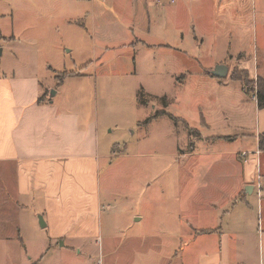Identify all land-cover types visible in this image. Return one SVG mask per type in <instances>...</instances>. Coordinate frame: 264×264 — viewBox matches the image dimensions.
I'll list each match as a JSON object with an SVG mask.
<instances>
[{"label": "crops", "instance_id": "0c3cea01", "mask_svg": "<svg viewBox=\"0 0 264 264\" xmlns=\"http://www.w3.org/2000/svg\"><path fill=\"white\" fill-rule=\"evenodd\" d=\"M35 1L39 30L55 20L65 29L76 23L92 38L93 48L108 41L116 26L121 41L136 49L162 46L183 54L198 49L200 67L189 79L200 83L201 128L188 152L192 177L219 188L205 192V183L198 182L191 204L197 208L177 228L145 224L144 214L110 213L119 207L111 195L103 199L101 178L112 171L113 154L102 152L97 111L92 114L80 96L87 93L91 67L94 89L98 80L108 87L128 82L127 67L123 76L107 69L99 75L106 61L98 55L84 70H66L64 61L8 67L2 50L0 264H264V251L257 252L254 241L261 230L251 214L257 200L264 221V107L236 77L242 71L253 81L264 78V0H119L113 5L119 18L113 17L114 23L98 0ZM156 31L166 40L159 42ZM3 37L0 25V43ZM224 64L227 75L215 76L213 69ZM63 72L73 75L58 83ZM157 101L150 118L176 117L166 109L168 95ZM204 145L210 150L203 151ZM204 158L210 160L205 174ZM205 194L209 198L200 205ZM188 207L181 211L189 213ZM106 218L113 219L111 227H104Z\"/></svg>", "mask_w": 264, "mask_h": 264}, {"label": "rangeland", "instance_id": "374dc122", "mask_svg": "<svg viewBox=\"0 0 264 264\" xmlns=\"http://www.w3.org/2000/svg\"><path fill=\"white\" fill-rule=\"evenodd\" d=\"M98 1L110 10L112 22L113 17L119 21L113 7L119 0ZM36 2L0 0V25L4 30L0 53L3 50V62L8 67L19 63L30 65L32 69L36 64L47 66V61L49 66L64 61L63 68L66 70H84L91 59L98 55L101 61H106V64L100 65L99 75L107 69L112 76H123L122 67H127V74L132 77L128 82L122 80L108 87L105 82L98 80L96 89L91 82V67L85 79L87 93L80 96L82 105L85 104L92 114L97 111L102 152L113 154L112 171L108 176L105 175V179L104 176L101 178L103 199L111 195L116 200L112 201V205L117 203L119 208H112L110 213L122 211L120 215L123 217L144 214L145 224H172L177 228L197 208L191 204L192 191L198 182L205 183V192L219 188L218 185L208 186L211 181L197 182L192 177L188 152L191 140L197 142L200 134L198 129L201 128L199 112L196 111V105L201 104L200 83L194 85L189 79L191 73L200 67L198 49L184 54L162 46H153L150 50L142 47L136 49L133 44L121 41L122 35L117 34L116 26L111 27L113 33L106 36L108 41L97 42L93 48L92 38L88 33L83 34L76 23L65 29L55 20L46 30H39L34 10ZM191 9L187 8L189 19L193 18ZM155 36L159 42L166 40L162 31H156ZM194 39L189 38L190 41ZM153 55L157 56V60H153ZM182 73L186 77H182ZM172 74L173 77L175 74L177 76L172 79ZM162 95H168L170 103L166 109L176 117L150 118L154 112L153 105L158 103L157 98ZM207 150L210 148L204 145L203 151ZM201 165L205 174L210 160L204 158ZM201 198L203 201L200 205L206 203L209 197L205 194ZM255 203L256 210L251 214L255 217V226L261 230V235L254 240L255 248L257 252L260 249L263 252V211L260 212ZM187 205L190 212L183 213L182 207ZM38 216L41 224V216ZM112 223V218H106L104 227H111Z\"/></svg>", "mask_w": 264, "mask_h": 264}, {"label": "trees", "instance_id": "16d2710c", "mask_svg": "<svg viewBox=\"0 0 264 264\" xmlns=\"http://www.w3.org/2000/svg\"><path fill=\"white\" fill-rule=\"evenodd\" d=\"M67 75H73L72 73L63 72L57 76L58 83ZM236 77H240L246 85L247 92L252 93L254 90L255 83L257 84L258 102L259 106L264 107V78H258L257 80H251L247 73L239 71Z\"/></svg>", "mask_w": 264, "mask_h": 264}, {"label": "built area", "instance_id": "2783aa9c", "mask_svg": "<svg viewBox=\"0 0 264 264\" xmlns=\"http://www.w3.org/2000/svg\"><path fill=\"white\" fill-rule=\"evenodd\" d=\"M253 98H255V99H258V92H257V84L255 83V86H254V90H253ZM256 153L257 154H259L260 153V151H256ZM242 155L244 156V157H246V158H248L249 157V155H250V153L249 152H247V151H244V152H242ZM261 165H259L258 166V171H257V180H258V189H259V193H260V191H261ZM97 264H102V262L100 261V262H97Z\"/></svg>", "mask_w": 264, "mask_h": 264}, {"label": "water", "instance_id": "95a60500", "mask_svg": "<svg viewBox=\"0 0 264 264\" xmlns=\"http://www.w3.org/2000/svg\"><path fill=\"white\" fill-rule=\"evenodd\" d=\"M212 73L217 76V77H224L225 75H227L228 73V66L227 65H218L216 66ZM54 90L51 91V94L50 96H53L54 95ZM41 216V215H40ZM43 219V216H41V220Z\"/></svg>", "mask_w": 264, "mask_h": 264}]
</instances>
